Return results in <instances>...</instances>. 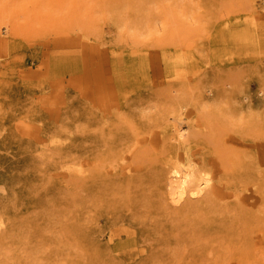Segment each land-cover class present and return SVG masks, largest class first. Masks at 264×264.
<instances>
[{"label":"rangeland","instance_id":"rangeland-1","mask_svg":"<svg viewBox=\"0 0 264 264\" xmlns=\"http://www.w3.org/2000/svg\"><path fill=\"white\" fill-rule=\"evenodd\" d=\"M0 219V264H264V0H0Z\"/></svg>","mask_w":264,"mask_h":264},{"label":"bare ground","instance_id":"bare-ground-1","mask_svg":"<svg viewBox=\"0 0 264 264\" xmlns=\"http://www.w3.org/2000/svg\"><path fill=\"white\" fill-rule=\"evenodd\" d=\"M6 27V26H5ZM3 31V30H2ZM6 35V34H5ZM3 40V39H2ZM3 42H5L4 40H3ZM91 58H93V57H91ZM108 60V59H107ZM92 61V60H91ZM87 63V62H86ZM95 63V62H94ZM97 66V65H96ZM103 67H104V65H103ZM106 67V66H105ZM98 68V67H97ZM88 70V69H87ZM96 70V69H95ZM104 70V69H103ZM109 70V69H108ZM101 71H102V69H101ZM104 73V72H103ZM102 75V73L100 74V76ZM99 76V75H98ZM106 76V75H105ZM107 76H108V74H107ZM109 77H111V76H109ZM103 78V77H102ZM96 81H98V79L96 80ZM95 81V82H96ZM102 81H104V80H102ZM98 83H100V82H98ZM103 83V82H102ZM89 84H90V82H89ZM97 84V83H96ZM103 85H104V83H103ZM100 86V87H99ZM99 86L97 85V88L99 87L100 89H101V85L99 84ZM94 87H95V85H94ZM97 88H95V89H97ZM100 89H98V90H100ZM92 90V89H91ZM90 90V91H91ZM94 90V89H93ZM187 116H189V115H187ZM187 116L185 117L186 119H187ZM174 117V116H173ZM182 118V117H181ZM180 120V119H179ZM178 120V121H179ZM189 120V119H188ZM175 121H177V120H174L173 121V119H172V125L175 123ZM181 121V120H180ZM180 121L178 122V123H175L173 126H174V129L173 130H175L176 131V133H178L180 136H182V134H183V127L186 125V122H185V125L182 127V124L180 123ZM174 122V123H173ZM189 122V121H188ZM184 124V123H183ZM173 126H172V128H173ZM187 127V126H186ZM186 129H188V128H186ZM172 130V131H173ZM186 131H188V130H186ZM185 131V129H184V135H186L187 136V134L185 133L186 132ZM155 133V132H154ZM153 133V134H154ZM178 135V137L180 138V136ZM184 135H183V137H184ZM152 136H154L153 138L154 139H156L155 137L157 136V134H156V136L155 135H152ZM152 136L150 137V138H152ZM158 137V136H157ZM173 138V137H172ZM158 139H159V137H158ZM181 140L183 139L182 137L180 138ZM179 139V140H180ZM152 140V139H151ZM160 140V139H159ZM172 140V139H171ZM160 142H162V141H160ZM175 142V141H174ZM136 143V142H135ZM151 143H153V140H152V142ZM163 143V142H162ZM161 143V144H162ZM136 144H138V142L136 143ZM155 144H157V143H155ZM153 145V144H152ZM136 146V145H135ZM135 146H133V147H135ZM150 146V145H149ZM132 147V148H133ZM150 148H151V146H150ZM154 148H157V146L155 147L154 146ZM134 149V148H133ZM258 151V150H257ZM258 153V152H257ZM180 154V153H179ZM182 154V153H181ZM259 154V153H258ZM193 155V154H192ZM191 155V156H192ZM127 156H129V154L127 155ZM182 158V157H181ZM181 158H178V159H181ZM202 158V157H201ZM128 159V158H127ZM193 159V158H192ZM209 159V158H208ZM183 160V159H182ZM189 160V159H188ZM198 161V160H197ZM209 162H210V159L208 160ZM194 162V161H193ZM196 162V161H195ZM208 163V162H207ZM175 164V163H174ZM196 164V163H195ZM194 164V165H195ZM210 164V163H209ZM190 165V164H189ZM193 165V164H192ZM200 165V164H199ZM211 166V165H210ZM167 167V166H166ZM179 167H180V165H179ZM190 167H191V165H190ZM195 167H197V166H195ZM136 168V167H135ZM169 168V167H168ZM199 168V167H198ZM212 168V167H211ZM128 169H130L129 167H128ZM126 170V169H125ZM132 170V169H131ZM215 170V169H214ZM214 170L212 171V173L214 172ZM219 171H220V169H218ZM128 171V170H127ZM166 171H167V169H166ZM169 171V170H168ZM217 171V170H216ZM215 171V172H216ZM125 172V171H124ZM167 173V172H166ZM218 173V172H217ZM216 173V174H217ZM168 175H170V176H167V177H169V180H168V182L166 183V188L169 190L168 192H169V194L168 195H170V197H169V199L171 198V200L174 202V203H176L175 205H177V203H179V202H181L182 200H184L185 199V197H192V198H194V197H198V196H201V194L206 190V189H208L209 187H210V184H211V179L213 178H211V176L207 173V172H203V173H197L195 170H193V169H189V168H178V167H174L173 166V168H171V170H170V174H168ZM213 176H214V173H213ZM215 176H217V175H215ZM214 176V177H215ZM213 185H214V183H212ZM214 187V186H213ZM215 188V187H214ZM252 189V188H251ZM250 189V190H251ZM216 190V189H215ZM218 190H220V189H218ZM217 190V191H218ZM246 190H247V188H246ZM248 190H249V188H248ZM249 190V191H250ZM221 192V191H220ZM248 192V191H247ZM247 194V193H246ZM168 195H166V196H168ZM214 195H216V193L214 194ZM243 196H244V194H242ZM247 195H250V193L249 194H247ZM252 195V194H251ZM206 196V195H205ZM204 196V197H205ZM216 196H218V195H216ZM215 196V197H216ZM254 196V199H255V195H253ZM202 197V196H201ZM220 197V196H219ZM251 197V196H250ZM208 198V197H207ZM225 198V197H224ZM231 198V197H230ZM246 198V197H245ZM256 198H258L257 196H256ZM206 199V198H205ZM204 199V200H205ZM222 199V198H221ZM226 199V198H225ZM220 200V199H219ZM239 200H240V198H239ZM242 200V199H241ZM245 200H247V199H245ZM206 202H207V199L205 200ZM218 201V200H217ZM206 202H205V204H206ZM256 202V201H255ZM208 203V202H207ZM238 203V202H237ZM203 204V203H202ZM201 204V205H202ZM243 204V203H242ZM247 204V203H246ZM245 204V205H246ZM250 205V204H249ZM254 205V204H253ZM252 205V206H253ZM248 206V205H247ZM251 206V207H252ZM199 207H201V206H199ZM191 208V207H190ZM192 209V208H191ZM203 209V208H202ZM1 220V219H0ZM2 224V223H1ZM0 224V225H1Z\"/></svg>","mask_w":264,"mask_h":264}]
</instances>
